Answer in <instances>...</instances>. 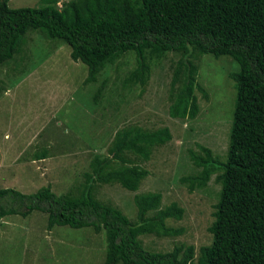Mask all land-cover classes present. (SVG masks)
I'll return each mask as SVG.
<instances>
[{"label": "trees", "instance_id": "1", "mask_svg": "<svg viewBox=\"0 0 264 264\" xmlns=\"http://www.w3.org/2000/svg\"><path fill=\"white\" fill-rule=\"evenodd\" d=\"M9 1L0 0V69L22 53L31 32L68 45L72 60L88 68L85 85L96 83L108 66L133 52L137 67L124 85L143 89L151 61L180 53L169 87V115L181 120L198 116L196 90L206 96L197 81L202 56H229L240 71L231 74L236 92L225 161L198 145L199 152L189 155L201 171L182 179L193 192L206 188L221 171L220 198L209 228L213 241L198 255L192 245H176L166 253L144 247L142 236L182 233L167 221L181 220L183 208L177 203L162 208L161 193L135 195L136 221L96 196L100 186L113 184L137 192L149 176L141 164L173 138L167 127L118 130L108 155L94 159L77 196L57 195L50 186L33 194L0 189V220L41 212L48 215L49 230L104 232V264H264V0H72L62 10L52 5L13 9ZM48 155L42 151L35 158Z\"/></svg>", "mask_w": 264, "mask_h": 264}, {"label": "rangeland", "instance_id": "2", "mask_svg": "<svg viewBox=\"0 0 264 264\" xmlns=\"http://www.w3.org/2000/svg\"><path fill=\"white\" fill-rule=\"evenodd\" d=\"M70 1L10 0L9 6L52 5L62 10ZM181 58L182 54L172 52L151 61V77L143 89L124 85L137 67L133 52L108 66L96 83L85 85L88 68L72 60L68 45L29 33L22 53L0 69V189L33 194L50 186L57 195L77 196L94 159L108 155L118 130L167 127L173 138L141 164L149 176L137 192L113 184L100 186L96 196L136 221L135 195L161 193L162 208L172 203L183 208L181 220L167 221L182 233L171 238L142 236L144 247L166 253L176 245H192L198 255L213 241L209 228L220 198L221 171L206 188L193 192L182 179L201 171L189 155L190 150L199 152L198 145L225 161L236 92L231 74L238 73L240 66L229 56H202L197 61V81L207 97L198 90L194 93L199 114L194 120L172 119L169 87ZM42 151H48V158L36 160ZM47 220L48 215L41 212L0 220V264H104V232L63 226L49 230Z\"/></svg>", "mask_w": 264, "mask_h": 264}]
</instances>
